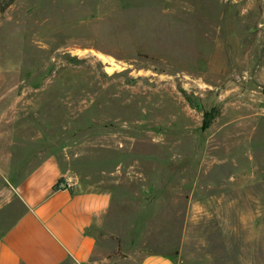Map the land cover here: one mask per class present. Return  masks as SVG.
<instances>
[{
	"label": "rangeland",
	"instance_id": "374dc122",
	"mask_svg": "<svg viewBox=\"0 0 264 264\" xmlns=\"http://www.w3.org/2000/svg\"><path fill=\"white\" fill-rule=\"evenodd\" d=\"M6 109L37 113L145 245L264 264V0H0Z\"/></svg>",
	"mask_w": 264,
	"mask_h": 264
},
{
	"label": "crops",
	"instance_id": "0c3cea01",
	"mask_svg": "<svg viewBox=\"0 0 264 264\" xmlns=\"http://www.w3.org/2000/svg\"><path fill=\"white\" fill-rule=\"evenodd\" d=\"M36 114L0 112V124L13 125L0 143V264H191L184 239L145 245L134 218L118 212L114 192L87 186L66 145L50 143V126L39 127ZM60 180L73 186L54 189Z\"/></svg>",
	"mask_w": 264,
	"mask_h": 264
},
{
	"label": "built area",
	"instance_id": "2783aa9c",
	"mask_svg": "<svg viewBox=\"0 0 264 264\" xmlns=\"http://www.w3.org/2000/svg\"><path fill=\"white\" fill-rule=\"evenodd\" d=\"M57 185H58V188L64 187L67 189H70L73 186L72 182L66 181V180H62V182H58Z\"/></svg>",
	"mask_w": 264,
	"mask_h": 264
},
{
	"label": "trees",
	"instance_id": "16d2710c",
	"mask_svg": "<svg viewBox=\"0 0 264 264\" xmlns=\"http://www.w3.org/2000/svg\"><path fill=\"white\" fill-rule=\"evenodd\" d=\"M211 120H212L211 116L209 114H206L205 115V118H204V125H205V127L210 124ZM58 182H62V180H60ZM54 189H58V185L57 184L54 187Z\"/></svg>",
	"mask_w": 264,
	"mask_h": 264
},
{
	"label": "bare ground",
	"instance_id": "6f19581e",
	"mask_svg": "<svg viewBox=\"0 0 264 264\" xmlns=\"http://www.w3.org/2000/svg\"><path fill=\"white\" fill-rule=\"evenodd\" d=\"M108 71H110V70H108Z\"/></svg>",
	"mask_w": 264,
	"mask_h": 264
}]
</instances>
